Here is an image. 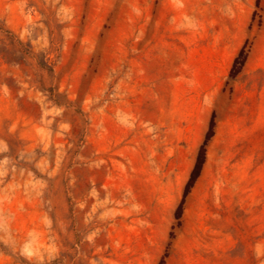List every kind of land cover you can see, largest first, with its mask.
<instances>
[{"label":"rangeland","instance_id":"rangeland-1","mask_svg":"<svg viewBox=\"0 0 264 264\" xmlns=\"http://www.w3.org/2000/svg\"><path fill=\"white\" fill-rule=\"evenodd\" d=\"M0 264H264V0H0Z\"/></svg>","mask_w":264,"mask_h":264}]
</instances>
